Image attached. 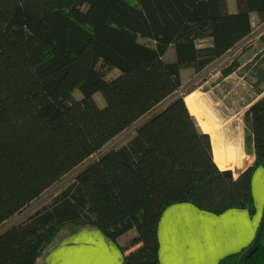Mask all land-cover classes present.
Returning <instances> with one entry per match:
<instances>
[{
  "label": "trees",
  "instance_id": "1",
  "mask_svg": "<svg viewBox=\"0 0 264 264\" xmlns=\"http://www.w3.org/2000/svg\"><path fill=\"white\" fill-rule=\"evenodd\" d=\"M253 12L264 22V0H235L234 10L228 0H0V225L175 94L184 67L199 72L245 38ZM238 67L232 60L221 77ZM111 69L119 73L110 78ZM245 72L256 92L244 118L255 161L236 178L216 180L210 134L176 95L51 202L5 227L0 264H40L84 227L117 242L124 264H160L158 225L169 205L253 216L252 174L264 168V49ZM250 244L220 264H238ZM249 260L264 264L263 235Z\"/></svg>",
  "mask_w": 264,
  "mask_h": 264
},
{
  "label": "crops",
  "instance_id": "2",
  "mask_svg": "<svg viewBox=\"0 0 264 264\" xmlns=\"http://www.w3.org/2000/svg\"><path fill=\"white\" fill-rule=\"evenodd\" d=\"M222 145L226 162L232 149L236 152L225 175L219 178L214 170L216 180L236 178L255 161L251 144ZM214 148L212 144L213 158ZM252 194L256 208L253 216L242 208L214 214L187 202L166 207L158 225L160 264H220L224 256L248 246L258 229L264 205V168L261 166L252 174ZM135 232L133 229L125 232L118 243L127 241ZM249 262L252 264L251 260ZM40 264H124V260L117 242L96 227H84L65 234Z\"/></svg>",
  "mask_w": 264,
  "mask_h": 264
},
{
  "label": "rangeland",
  "instance_id": "3",
  "mask_svg": "<svg viewBox=\"0 0 264 264\" xmlns=\"http://www.w3.org/2000/svg\"><path fill=\"white\" fill-rule=\"evenodd\" d=\"M228 6L229 10H234L235 0H228ZM250 18L252 30L245 38L199 72H195L192 67H184L181 70L182 85L175 94L162 101L150 112L140 117L117 136L108 141L99 151L92 154L82 163L70 170L58 182L54 183L37 199L33 200L20 213L2 223L0 225V232L5 227L24 220L36 208H40L51 202L53 197L59 191L76 180V177L83 169L112 147L128 141L148 118L162 109L176 95H181L185 98L188 93L195 92L199 100L198 103H200L201 106V112L212 116L211 119L218 121L221 125V130L228 133L229 136H232L231 138H233L234 134H240L239 139L241 144H247L244 134L245 112L248 106L253 102L251 100L256 98V92L254 87L251 85V82L247 79L248 75L245 72V65L251 61L259 51L264 49V41L261 39V35L264 33V22L259 21L256 12L251 13ZM140 40L147 41V39L144 38H141ZM209 42V39H200L197 41V44L198 46H204L209 44ZM165 58H173L172 48L168 50ZM234 59H236L239 63L238 69L222 78V68ZM118 73L117 69H111L108 71L107 76L111 78L116 76ZM251 80H254V78L251 77ZM258 86L264 87V81L260 82ZM73 96L75 98H80V91L75 90L73 92ZM93 97L99 106L105 105L104 97L100 91L95 92ZM190 112L200 128L201 126L199 124L198 116L192 110H190Z\"/></svg>",
  "mask_w": 264,
  "mask_h": 264
},
{
  "label": "bare ground",
  "instance_id": "4",
  "mask_svg": "<svg viewBox=\"0 0 264 264\" xmlns=\"http://www.w3.org/2000/svg\"><path fill=\"white\" fill-rule=\"evenodd\" d=\"M185 103L188 108L192 110L197 116L199 120L200 126L207 132H209L211 137V144H215L214 148V158L212 156L213 169L216 172L217 177H222L225 175L227 168L231 167L233 163L234 154L236 152L235 149H232L231 153L228 154V162L224 160V148L222 144H241L240 142V134H234L229 136L228 133L221 130V125L215 119H211L212 116L204 114L201 112L200 103L195 92L188 93L185 98ZM213 152V149H212ZM226 164V165H225Z\"/></svg>",
  "mask_w": 264,
  "mask_h": 264
},
{
  "label": "water",
  "instance_id": "5",
  "mask_svg": "<svg viewBox=\"0 0 264 264\" xmlns=\"http://www.w3.org/2000/svg\"><path fill=\"white\" fill-rule=\"evenodd\" d=\"M263 231H264V206L262 209L261 221L259 223L256 234H255L250 246L244 252H242V254L240 255V257L238 259V264H245L246 259L256 250V248L260 242V238L263 235Z\"/></svg>",
  "mask_w": 264,
  "mask_h": 264
}]
</instances>
